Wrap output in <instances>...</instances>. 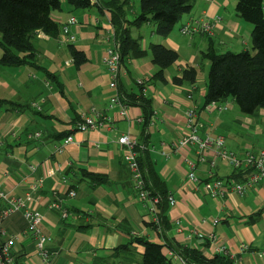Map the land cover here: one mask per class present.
I'll return each instance as SVG.
<instances>
[{
  "label": "crops",
  "instance_id": "crops-1",
  "mask_svg": "<svg viewBox=\"0 0 264 264\" xmlns=\"http://www.w3.org/2000/svg\"><path fill=\"white\" fill-rule=\"evenodd\" d=\"M62 6L53 12V18L61 27L72 15L77 18V23L71 24L77 36L73 44L85 51V63L79 67L69 44L40 32L34 39L38 65L0 64V186L10 195L22 197L36 179H44L28 206L43 215L41 228L52 237L48 247L55 254L54 263L141 264L139 255L144 247L139 243L133 244L137 254L133 262L122 261L111 251L133 235L164 243L162 234L149 223L151 215L138 198L118 141L122 134H129L137 143L146 138L169 195L176 200L167 210L170 228L165 234L169 239L208 255L225 246L235 264H264V178L244 193L212 197L201 181L212 177L242 181L248 174L238 175L218 148L205 162H199L194 145L176 147L188 130L187 111L195 109L201 136H223L226 147L239 156L264 148V107L255 115H245L229 98L221 102L226 108L210 109L205 106L206 74L199 73L195 83L179 85L172 80L185 67H202V53L211 45L221 51L251 48L252 25L237 14L235 0H195L192 10L184 15L181 25L200 17L216 22L213 35L191 37L177 29L162 37L152 23L134 30V35H142V48L150 50L152 43L163 42L180 53L177 62L165 70L168 81L150 80L158 69L150 51L129 60L121 76L118 88L125 91H138L139 80H148L144 91L153 98L154 114L144 135L141 106L128 105L125 116L120 105L109 107L111 97L118 94L117 87L110 85L111 72L103 58L109 45L110 12L101 13L96 7L73 8L68 0H62ZM137 11L133 7L131 12ZM2 53L0 47V56ZM93 106L106 113L105 124L87 131L73 130V142L58 151L64 140L62 133L71 131L76 118ZM36 132L40 135L35 136ZM191 161L196 162L194 169L201 181L189 179ZM81 170L103 174L107 179L93 181ZM71 188L75 196L69 195ZM55 199L69 210L67 218L61 217L60 210L48 207ZM2 205L0 202V208ZM3 228L6 234H0L1 240L9 234L18 236L17 264H45L34 235L27 230L23 211L9 215ZM243 243L247 245L244 252L240 248Z\"/></svg>",
  "mask_w": 264,
  "mask_h": 264
},
{
  "label": "trees",
  "instance_id": "trees-1",
  "mask_svg": "<svg viewBox=\"0 0 264 264\" xmlns=\"http://www.w3.org/2000/svg\"><path fill=\"white\" fill-rule=\"evenodd\" d=\"M132 1L68 0V3L73 8L96 7L101 13L108 10L110 24L114 27L115 35L111 37L114 40L108 39L107 35L109 43L107 47H117L124 69L128 68L129 60L141 57L150 51L152 62L158 67L150 80L168 81L165 77V70L177 62L180 57L179 51L163 42H154L151 44L150 50L144 49L141 45L142 35H134L133 32L146 23H152L158 35L167 37L182 16L192 10L195 0H140V9L133 14L131 12L134 7ZM62 7V0H0V47L3 49L0 64L7 66L38 65L34 39L40 32L47 37H57L62 44H69L74 61L79 67L85 63L88 60L85 51L73 44L77 40L76 34L71 31V24L74 23H70V18L73 15L62 27L53 18V12L62 9ZM236 11L243 20L252 25V46L241 51H221L215 45H211L203 51L202 57L209 61L205 106L211 102L221 104V102L232 98L243 114L252 116L264 107V0H236ZM131 14L132 16H130ZM65 25H69L75 40H61ZM196 34L207 33H195L187 36L192 37ZM200 68L197 65L185 67L181 75H175L172 80L179 85L185 82L195 83L198 80ZM53 76L55 77L54 74ZM120 79L121 76L117 79L115 86L110 84L112 87H117L118 94L111 97L109 107L114 98L121 99V102L127 105L141 106L144 112L142 132L144 135L146 126L154 114L153 98L144 91L148 80L142 79V82H138V91H125L122 87L118 88ZM117 105L122 107L120 103ZM34 106L40 108L37 102L34 103ZM81 118L82 113L76 118L73 129L62 133L61 137L65 139L73 133V130H77V122ZM39 135V132L35 133V136ZM144 141V143L139 142L135 145V151L143 172L145 189L150 196L160 198L158 221L151 220L149 223L158 229L157 231L162 234L165 241L160 243L146 236L133 235L131 239L114 248L111 254L119 257L122 261H136L137 254L133 246L136 242L144 247L143 253L139 255L141 264H182V262H178L181 259L188 264H235V259L229 253L217 252L208 255L199 248L181 245L166 236L165 233L170 228L167 215L170 204L169 191L165 180L157 169V162L153 154L145 144L146 138ZM236 169L238 175L248 174L244 180L254 170L253 167L245 166ZM81 172L93 181L101 182L107 179V176L96 172L86 170H81ZM168 249L172 250L178 258L168 256L166 252Z\"/></svg>",
  "mask_w": 264,
  "mask_h": 264
},
{
  "label": "built area",
  "instance_id": "built-area-1",
  "mask_svg": "<svg viewBox=\"0 0 264 264\" xmlns=\"http://www.w3.org/2000/svg\"><path fill=\"white\" fill-rule=\"evenodd\" d=\"M77 22V18L72 16L70 18V23ZM216 22L209 20L205 17L190 19L184 23L181 27V32L185 35H193L195 33H207L213 34ZM108 39L114 40L111 37L115 35V30L112 25L107 28ZM63 34L61 40L70 41L75 40V36L70 32L69 25L64 26ZM104 61L108 65L112 77V86L116 85L117 79L125 73V69L121 64V55L116 46H109L104 52ZM142 82V80H139ZM189 98L192 97L191 94L188 95ZM117 103L122 105L121 114L125 116L127 114V104L121 102V99L114 98L110 107L115 106ZM210 109H224L226 105L219 104L217 102H211L207 105ZM197 111L195 109H189L187 111V128L188 130L182 134L176 147L182 148L187 145H194L197 149L199 155V162H205L208 158V154L214 149H219V154L224 158L228 159L229 162L236 168L245 166L253 167V172L244 181H239L235 179H223V178H209L207 180L201 181L199 176L195 171L196 162L191 161V171L188 173V177L193 181H201L204 190L212 197L225 196L229 192H239L244 193L246 189L253 188L259 180L264 178V148L258 153H253L248 151L245 156H239L233 151H229L225 145V138L223 136H213L207 134L201 136L199 134V128L201 126L197 119ZM107 115L101 109L97 107H92L88 111L82 112V118L77 122V130L87 131L89 129L97 128L105 124ZM73 134L68 135L64 141L57 147L58 151H63L66 145L73 142ZM119 143L123 147L125 154L126 164L132 175V180L135 188L137 189L138 198L140 201L144 202L145 207L151 215L152 221H158V205L160 198L158 196H150L148 191L145 189V181L143 177V172L137 158V152L135 151V145L137 142L131 138L129 134H122L118 138ZM2 139L0 138V144ZM35 166L32 165L31 169L35 170ZM50 174L54 173V170L49 171ZM44 179H36L30 186V190L25 196H14L10 195L7 190L0 186V202L4 203V206L0 209V234H6V230L3 228L4 220L11 214L17 211H23L24 215L28 221V228L30 232L34 235L36 239V245L38 253L40 254L43 262L45 264H55V254L48 247V242L52 237L46 234L42 228L41 223L43 215L36 209L28 206V202L34 199L36 192L43 186ZM69 195L75 196L76 191L74 189H69ZM61 201L55 199L48 203L50 209L60 210L62 218H67L69 216V210L61 206ZM169 202L171 205L176 203L175 198L169 195ZM158 230V229H156ZM203 236V234L200 233ZM17 234H9L4 240L0 239V264H17L16 262V241ZM241 251L247 249L246 244L240 246ZM167 255L177 259V255L170 249L167 251ZM228 253L225 246L218 248L216 253ZM182 264H188L181 259Z\"/></svg>",
  "mask_w": 264,
  "mask_h": 264
},
{
  "label": "rangeland",
  "instance_id": "rangeland-1",
  "mask_svg": "<svg viewBox=\"0 0 264 264\" xmlns=\"http://www.w3.org/2000/svg\"><path fill=\"white\" fill-rule=\"evenodd\" d=\"M134 1V8L136 9V10H139L140 9V0H133ZM235 3H236V0H235ZM185 15V14H184ZM184 15L182 16V18L179 20V22L176 24V26H175V28H174V31H177V29H179L180 30V25H181V22L183 21V19H184ZM147 27L145 26V29L144 30H146L147 31V29H146ZM145 34H146V32H144ZM187 36V35H186ZM150 42V41H149ZM203 59H205V60H203ZM201 60H202V67L200 68V71H199V73H200V75H202V76H204L205 74H206V77H208V70H209V62H208V60L206 59V58H204V57H201Z\"/></svg>",
  "mask_w": 264,
  "mask_h": 264
}]
</instances>
